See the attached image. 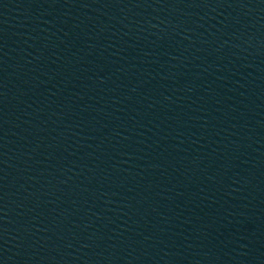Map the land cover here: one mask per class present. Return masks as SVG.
Listing matches in <instances>:
<instances>
[{
  "label": "water",
  "instance_id": "1",
  "mask_svg": "<svg viewBox=\"0 0 264 264\" xmlns=\"http://www.w3.org/2000/svg\"><path fill=\"white\" fill-rule=\"evenodd\" d=\"M0 264H264V0H0Z\"/></svg>",
  "mask_w": 264,
  "mask_h": 264
}]
</instances>
